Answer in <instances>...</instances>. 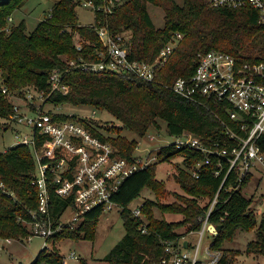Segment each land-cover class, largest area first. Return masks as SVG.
Segmentation results:
<instances>
[{
    "label": "trees",
    "instance_id": "1",
    "mask_svg": "<svg viewBox=\"0 0 264 264\" xmlns=\"http://www.w3.org/2000/svg\"><path fill=\"white\" fill-rule=\"evenodd\" d=\"M24 1L0 0V117L9 118L14 112L9 96L17 91L23 93L31 85L51 93L50 99L56 104L91 105L109 111L120 122L109 128L104 125V128L109 133L116 132L108 139L125 157L135 155L139 140L128 139L122 131L128 129L143 137L151 127H161L159 119L166 121L168 133L174 136L190 132L207 145L219 141L221 148L236 143L229 138L225 121H231L221 105L208 108L175 92L172 86L180 77H191L200 54L212 49L230 52L242 62L264 61V24L260 22L258 9L218 7L210 0H184L183 4L175 0H123L107 21L115 32H132L128 45L133 58L151 61L174 34L183 33L184 38L169 61L152 81L129 72L73 69L64 74L69 91L61 93L50 92L51 72L55 68L65 72L67 59L84 52L91 53V58L95 55V48L100 45L95 27L80 24L76 1L58 0L32 32H28L25 20L7 30L10 16ZM150 3L164 8L162 27L155 26L148 8ZM100 17L97 15V21ZM76 32L87 40L83 51L76 47ZM4 87L8 92L3 91ZM76 116L59 114L62 119ZM258 144L264 153V135L258 139ZM159 156L161 160L183 157L185 167H179L174 173L183 191L176 192L171 202L161 200L166 184L156 177L157 162L131 174L114 195L126 233L104 260L111 264H159L168 255L165 241L177 240L201 228L218 192V201L209 217V222L218 227L217 233L211 232V248L222 251L217 264H231L239 253L224 245L234 239L240 228L248 231L257 228V239L249 242L247 250L264 255V211L259 221L252 207L253 196L243 193L252 174L238 186L231 172L222 186L230 165L225 157L213 156L209 163L201 164L199 176H194V165L206 159L203 151L170 143L161 147ZM35 169L31 146L18 144L0 150V180L5 183L4 188L0 187V235L19 239L30 234L29 227L19 217L29 220L31 211L38 208L39 188L33 183ZM146 187L155 192L156 199L145 201L140 206L139 216L129 208V203ZM70 205L77 206L73 196L65 198L52 192L53 216L60 217ZM155 208L182 217L177 220L158 218ZM101 212L103 209L99 207L88 211L77 227L65 228L50 238L49 242L53 243L50 251L42 248L32 264L64 263L56 242L65 238L79 240L82 236L92 238Z\"/></svg>",
    "mask_w": 264,
    "mask_h": 264
},
{
    "label": "built area",
    "instance_id": "2",
    "mask_svg": "<svg viewBox=\"0 0 264 264\" xmlns=\"http://www.w3.org/2000/svg\"><path fill=\"white\" fill-rule=\"evenodd\" d=\"M74 1L95 11L96 23L91 26L95 27L100 45L96 46L92 58L91 53L84 52L78 57L67 59L65 72L55 68L49 77L50 92L67 93L69 85L64 81V74L73 69L129 72L147 81L155 80L169 61L178 42L184 38L183 33H178L151 61L135 59L128 45L130 37L124 32L112 30L107 21V17L123 0ZM210 3L213 6L229 8L254 7L259 10L260 22L264 24V0H210ZM97 15L102 16L98 21ZM85 41L87 40L79 32L75 33L78 50L83 51ZM172 88L208 108L221 105L231 121H225V124L229 138L236 142L232 147L229 145L221 148L219 141L207 145L190 132L175 136L173 141H165L164 145L174 143L179 148L186 146L206 154L204 161L194 165V176H199L201 164L209 163L213 156L225 157L230 162L222 186L231 172L235 174L239 186L254 169L264 168V153L258 144V139L264 135V61L242 62L230 52L212 49L200 54L191 77L178 78ZM3 91L8 92L6 87ZM50 94L45 90L27 87L21 96L23 102L12 101L14 112L9 120L31 128V132H17L16 144H27L33 150L36 161L33 183L39 188V205L31 211V219L19 217L29 227L30 234L27 237L18 239L0 235V264H19L1 260L8 247L15 241L23 242L39 235L46 239L43 248H50V238L65 228L77 227L88 211L98 207L107 210L118 206L114 195L122 183L131 174L149 166L160 157L159 153L150 155L151 152L135 153L132 157L123 156L117 146L108 139L110 133L103 124L95 122V110L91 115L62 119L59 114L65 112L59 110L61 105L52 101ZM220 167L222 168L221 162ZM216 173L219 174L220 170ZM0 187H5L2 180ZM52 192L65 198L73 196L77 206H68L62 215L56 218L51 213ZM218 194L219 192L208 209L202 227L189 232L199 234L197 243L193 245L187 235L177 240L165 241L168 255L163 257L159 264L218 263L222 251L213 250L211 244L204 248L210 258L200 257L204 234L206 230L210 231L209 225L213 224L209 222V217L218 201ZM68 210H71L69 216ZM133 211L136 215H141L140 207ZM185 240L188 242L187 247ZM68 256L74 258L77 254L72 251Z\"/></svg>",
    "mask_w": 264,
    "mask_h": 264
},
{
    "label": "rangeland",
    "instance_id": "3",
    "mask_svg": "<svg viewBox=\"0 0 264 264\" xmlns=\"http://www.w3.org/2000/svg\"><path fill=\"white\" fill-rule=\"evenodd\" d=\"M58 0H25L23 4L16 8L9 18L8 29L10 30L13 25H17L22 20L26 21L28 32H32L38 23L50 13L53 5ZM179 4H183L184 0H175ZM149 12L156 27H162L165 23V10L162 5L150 3ZM76 11L80 23L83 25H92L96 23L95 11L83 4H78ZM180 33L174 34L173 38ZM124 34L128 37L132 35L130 30H125ZM79 39V38H77ZM177 42V40H176ZM180 42H178L179 44ZM27 87H31L27 86ZM26 87V88H27ZM23 93L17 91L15 94L10 95L13 102L21 103ZM60 111L67 114H77L81 116L91 115L94 110L96 122L105 124L107 128L117 125L120 121L117 120L109 111L95 108L91 105H75L67 103L61 105ZM0 150H6L14 147L17 144V132L24 133L25 131L31 132V128L25 126L17 121L9 120L6 117H0ZM161 124L160 128L151 127L147 134L140 137L136 132L124 129L122 134L128 139H138V147L135 153L154 155L159 153L165 141H173L174 135L168 133L167 123L165 120L159 119ZM115 131H111L110 135L115 136ZM155 162L158 163L156 168V177L164 180L166 184V192L162 201L171 202L175 200L176 192H182L180 184L176 181L174 173L179 167H185L183 157H175L171 160H161L159 157ZM154 162V163H155ZM243 193L247 196H253L252 207L258 214L260 221L262 212L264 211V168L254 169L251 179L247 186L244 187ZM148 199H156L155 192L146 187L141 191V194L129 203V208L136 209L140 207ZM155 213L158 218L165 217L167 219H180L181 214L162 213L160 209L155 208ZM71 214L68 210L67 215ZM126 233L124 219L121 215V208L119 206L113 209L103 210L98 216L95 227L94 236L88 238L82 236L79 240L74 238H65L56 242L57 248L65 260L62 264H111L104 260L105 255L112 249V247L121 240ZM188 239L195 245L198 241V233L186 234ZM257 239V228L253 230H246L243 228L238 229L234 239L225 243L224 248L239 252L233 259L231 264H264V255L252 253L247 250L250 241ZM46 239L42 236L35 235L30 240L23 242L15 241L8 247V250L2 256L1 260L17 262L19 264H32L42 248L44 247ZM213 241V235L210 231L205 232L202 241V249L200 257L202 259L210 258V254L204 248L210 245ZM53 243L49 242V250L52 248ZM75 251L77 257L70 258L68 255ZM42 264H59V263H42Z\"/></svg>",
    "mask_w": 264,
    "mask_h": 264
},
{
    "label": "water",
    "instance_id": "4",
    "mask_svg": "<svg viewBox=\"0 0 264 264\" xmlns=\"http://www.w3.org/2000/svg\"><path fill=\"white\" fill-rule=\"evenodd\" d=\"M209 230L212 231V232H214V233H217V231H218V227L215 226L214 224H210V225H209ZM184 244H185V246L187 247V245H188L187 240H185Z\"/></svg>",
    "mask_w": 264,
    "mask_h": 264
},
{
    "label": "crops",
    "instance_id": "5",
    "mask_svg": "<svg viewBox=\"0 0 264 264\" xmlns=\"http://www.w3.org/2000/svg\"><path fill=\"white\" fill-rule=\"evenodd\" d=\"M3 261H5V260H3ZM9 262H12V261L10 260Z\"/></svg>",
    "mask_w": 264,
    "mask_h": 264
}]
</instances>
